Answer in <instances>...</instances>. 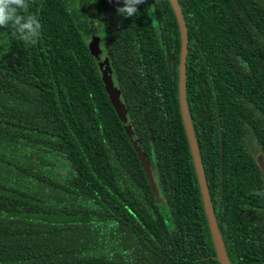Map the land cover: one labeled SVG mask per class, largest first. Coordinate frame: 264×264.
<instances>
[{
  "label": "trees",
  "instance_id": "1",
  "mask_svg": "<svg viewBox=\"0 0 264 264\" xmlns=\"http://www.w3.org/2000/svg\"><path fill=\"white\" fill-rule=\"evenodd\" d=\"M176 1L186 109L223 249L229 264H264V0ZM122 6L32 0L36 46L0 27V264H220L179 111L175 15L168 0L127 18ZM90 12L124 119L87 47Z\"/></svg>",
  "mask_w": 264,
  "mask_h": 264
},
{
  "label": "water",
  "instance_id": "2",
  "mask_svg": "<svg viewBox=\"0 0 264 264\" xmlns=\"http://www.w3.org/2000/svg\"><path fill=\"white\" fill-rule=\"evenodd\" d=\"M168 1L175 15L176 22L178 25L179 36H180V50H179L178 77H177V96H178L179 111L183 122L187 142L189 145V149L195 169V174L197 178V183L201 194L203 209L210 230L216 257L217 260L220 262V264H229L213 217V212L211 209V205L207 193V188L204 180L199 153L197 150V146L195 143L194 135L191 129V125L186 109L185 96H184V76H185L187 36H186L185 24L183 21L181 11L178 7L177 1L176 0H168ZM87 47L90 54L92 55L93 59L96 62V65L100 73V80L102 82L106 95L113 109L115 110L116 114L120 119H124L125 117L124 100L122 99L120 92L114 87L112 83L111 71L108 64V55L100 36H96L94 39H89L87 41ZM123 127L126 135L130 140L132 147L135 149L136 156L139 160L140 166L145 174V177L151 186L152 193L153 195H156L157 192L154 187V183L151 177L148 161L145 157V154L141 149L139 142L133 137V133L129 125L124 124Z\"/></svg>",
  "mask_w": 264,
  "mask_h": 264
},
{
  "label": "clouds",
  "instance_id": "3",
  "mask_svg": "<svg viewBox=\"0 0 264 264\" xmlns=\"http://www.w3.org/2000/svg\"><path fill=\"white\" fill-rule=\"evenodd\" d=\"M32 0H0V27L9 28L17 38L28 46L38 45L42 36V24L35 14L28 13ZM145 0H122V7L116 9L117 14L133 17L138 13L137 5ZM28 13V14H25ZM264 195V192H254Z\"/></svg>",
  "mask_w": 264,
  "mask_h": 264
},
{
  "label": "rangeland",
  "instance_id": "4",
  "mask_svg": "<svg viewBox=\"0 0 264 264\" xmlns=\"http://www.w3.org/2000/svg\"><path fill=\"white\" fill-rule=\"evenodd\" d=\"M87 22H88V39H87V41L89 39H94L96 36H100L99 30L97 33V23H96V19H95V14L93 12H90Z\"/></svg>",
  "mask_w": 264,
  "mask_h": 264
}]
</instances>
